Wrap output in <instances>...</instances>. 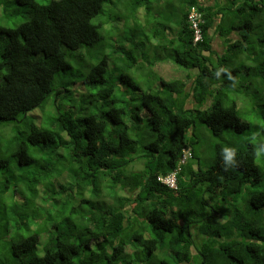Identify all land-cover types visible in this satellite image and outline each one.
Returning <instances> with one entry per match:
<instances>
[{"label":"trees","instance_id":"16d2710c","mask_svg":"<svg viewBox=\"0 0 264 264\" xmlns=\"http://www.w3.org/2000/svg\"><path fill=\"white\" fill-rule=\"evenodd\" d=\"M6 2L0 264H264V0Z\"/></svg>","mask_w":264,"mask_h":264},{"label":"rangeland","instance_id":"374dc122","mask_svg":"<svg viewBox=\"0 0 264 264\" xmlns=\"http://www.w3.org/2000/svg\"><path fill=\"white\" fill-rule=\"evenodd\" d=\"M16 0H7L6 2V9H10L11 11H16V13H18V17L15 18V20L18 21H22L23 20V15L25 14L24 11H21L20 7H17L14 2ZM50 0H38V2L41 3H46ZM116 1V0H115ZM153 4H155L157 7L155 9L152 10L151 13H156V12H160V13H165L166 15L170 14V13H174V15H180L181 13V9H183V0H152ZM225 3H227V1H225ZM111 9V8H110ZM18 18V19H17ZM147 20H150V16L147 17ZM141 23H143V20H140ZM146 24V23H144ZM130 33V32H129ZM126 31H124V34H129ZM149 33V31H148ZM218 47V49H220L221 45L218 44L216 45ZM145 50H149L148 45L145 47ZM154 57V54L152 53L151 56L149 57L150 59ZM248 64L249 65H253L252 62L248 59ZM172 65V64H171ZM145 72L149 73L151 71H153V75L156 77L162 76L164 79L166 80H171V79H175L180 77L179 76V70L178 68H176L175 65L170 66V64L168 65V63L166 62H156L154 63L151 67H142ZM182 71H186V69L183 68H179ZM138 74V73H137ZM140 76H138L137 80L138 82H143V80H145V73L144 75H141L139 73ZM154 80V79H153ZM234 99L236 98V101L240 104L242 102H244V104L246 105H250L253 106L254 104L257 105V107H260V105H262V109L264 110V106L263 103L259 100L258 95L255 92L254 87H250L247 90V95L245 94V92L243 94H239V95H233L232 96ZM243 113V112H242ZM254 118V116H252ZM251 118V117H250ZM252 119V118H251ZM254 120H256V118H254ZM248 135V133H247ZM257 137L255 136L254 139H256ZM208 144L214 143V139H209L207 142ZM210 150V149H209ZM134 168H140V166L138 167V165L134 166ZM80 209L78 208L76 211H79ZM2 229H0V234H2ZM14 235H11V237H13ZM43 238V237H42ZM38 248L39 251H41L42 248V244L39 243L38 244Z\"/></svg>","mask_w":264,"mask_h":264},{"label":"built area","instance_id":"2783aa9c","mask_svg":"<svg viewBox=\"0 0 264 264\" xmlns=\"http://www.w3.org/2000/svg\"><path fill=\"white\" fill-rule=\"evenodd\" d=\"M189 20L191 23V28L194 34V40L198 41L200 39V29H199V14L196 11H192L189 15ZM163 183L169 185L170 187H174V178L168 177L166 179H161Z\"/></svg>","mask_w":264,"mask_h":264},{"label":"clouds","instance_id":"9594fccd","mask_svg":"<svg viewBox=\"0 0 264 264\" xmlns=\"http://www.w3.org/2000/svg\"><path fill=\"white\" fill-rule=\"evenodd\" d=\"M192 11H196L198 14H199V29H200V39H201V35H202V31H201V24L202 23H204V18H203V13L201 12V11H199L198 9H196L195 7H192L190 10H189V13H188V23H189V25L191 26V23H190V20H189V15L191 14V12ZM211 33H212V35H215V34H213V29L211 30ZM215 36H217V35H215ZM216 38V37H215ZM199 39V40H200ZM198 40V41H199ZM193 41L194 42H197V41H195L194 40V34H193ZM214 41V40H213ZM222 43V42H221ZM168 177H173L174 178V187H170L169 185V187L170 188H176V181H175V177H174V175H169V176H167V177H165L164 179H166V178H168ZM167 185V184H166Z\"/></svg>","mask_w":264,"mask_h":264},{"label":"crops","instance_id":"0c3cea01","mask_svg":"<svg viewBox=\"0 0 264 264\" xmlns=\"http://www.w3.org/2000/svg\"><path fill=\"white\" fill-rule=\"evenodd\" d=\"M221 40L218 38V36H216V38L214 39V41H213V44H214V46H216V45H218V44H220L221 45ZM222 49V47H220V50Z\"/></svg>","mask_w":264,"mask_h":264}]
</instances>
